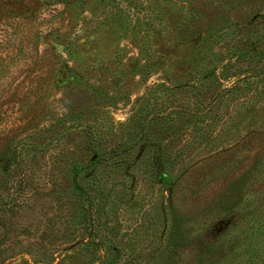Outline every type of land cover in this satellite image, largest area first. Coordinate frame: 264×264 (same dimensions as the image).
Masks as SVG:
<instances>
[{
	"label": "rangeland",
	"instance_id": "1",
	"mask_svg": "<svg viewBox=\"0 0 264 264\" xmlns=\"http://www.w3.org/2000/svg\"><path fill=\"white\" fill-rule=\"evenodd\" d=\"M156 109L182 153L164 194H150L141 161L136 187L123 169L105 172L120 183L97 229L112 227L122 249L84 244L79 212L44 197L20 223L31 238L16 227L3 244L33 258L9 264H264V233L207 249L234 202L264 191V0H0V182L14 158H34L36 178L56 175L62 191L70 159L90 155L88 132H135Z\"/></svg>",
	"mask_w": 264,
	"mask_h": 264
},
{
	"label": "trees",
	"instance_id": "2",
	"mask_svg": "<svg viewBox=\"0 0 264 264\" xmlns=\"http://www.w3.org/2000/svg\"><path fill=\"white\" fill-rule=\"evenodd\" d=\"M163 113L166 111L156 109L151 120L146 118L138 120L139 124L135 128V132H124L117 138H112L101 132H88L91 137L88 146L90 155L88 158L82 156L70 159L69 163L72 161L73 163L68 173L69 181L62 191L59 190L61 182L56 179V175L43 180L41 177L36 178L35 169L37 167H34L41 168L40 161L36 160V162L33 158V163L27 164L19 156L17 158L21 160L14 158V163L8 164L4 171V179L0 182V256L2 257L0 264H9L17 256L22 258L29 255L33 258L30 246L13 244L5 246L3 244L9 240V235L12 233L19 234L16 227L21 228L20 233L31 238L30 236L34 234L33 230L31 228L26 230L24 226L22 228L20 223L25 219L24 213H34L41 209L39 205L44 201L42 200L44 197L55 199L60 205L79 212L82 223H86L80 231L83 232L84 227H87L86 234L79 239L84 244H93L99 251L104 252L110 247H113L114 251L122 249L116 239L108 235V233H114L112 227L105 231L107 226L104 224L103 229L107 233L104 235L101 234L103 229H97L101 225L100 215L107 212L109 197L116 191V187L120 183H108L107 179L110 177L105 179V172L111 171L119 174V170L123 169L125 175L133 178L134 187H136L138 184L135 170L139 166H135V164L141 161L144 167L143 172H147L148 175L147 185L150 188V194H164L171 191L174 182V166L182 152L177 148L178 151L175 154L176 148H173V145L177 139V132H168L163 121L170 115L166 117ZM61 137H64V132H59L43 145L32 144L30 146L36 147L35 154L44 152L51 145L60 143ZM53 163L60 164L57 160ZM103 176L105 182H98V179H102ZM131 189L133 188L131 187ZM154 205L155 203L149 204L148 210L154 209L156 207ZM232 208V214L234 213L232 226L218 238V243H207L209 254L217 255L221 252V245L229 242L231 233L234 234L233 239H239L247 233H251L253 236L264 233V191L257 190V193L255 189L249 191L245 197L234 202ZM1 229H6V232H2ZM38 235L40 240L48 241L55 234L44 229ZM248 240L245 239L246 243ZM50 244L49 247H53L52 244L55 243ZM228 255V253L224 254V256ZM167 257L168 260H163L161 264H171V255L169 254ZM115 260L104 258L101 263L114 264Z\"/></svg>",
	"mask_w": 264,
	"mask_h": 264
}]
</instances>
